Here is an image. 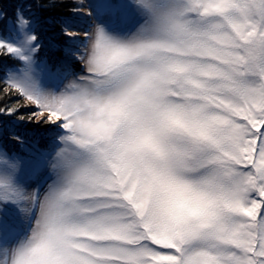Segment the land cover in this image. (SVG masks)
<instances>
[{"label": "snow or ice", "instance_id": "1", "mask_svg": "<svg viewBox=\"0 0 264 264\" xmlns=\"http://www.w3.org/2000/svg\"><path fill=\"white\" fill-rule=\"evenodd\" d=\"M88 7L59 64L19 11L0 37V113L56 129L0 155V264H264V0Z\"/></svg>", "mask_w": 264, "mask_h": 264}, {"label": "trees", "instance_id": "2", "mask_svg": "<svg viewBox=\"0 0 264 264\" xmlns=\"http://www.w3.org/2000/svg\"><path fill=\"white\" fill-rule=\"evenodd\" d=\"M23 2L29 4V9L24 12L26 18L33 19V24L38 25L36 31L41 32L38 39L44 41V52L50 49L53 57H60L65 51L68 38L64 31H69L73 27L72 23H75L77 0H0V11L7 18H14L21 11ZM16 65L11 57H0V110L19 108L22 104V98L7 88L4 79L7 72ZM31 113L32 110L27 108H20L15 115L0 113L1 131L4 132L2 142L6 141L7 144L8 135H11L21 137L22 141L26 139L42 143L44 136L49 135V131L45 130L46 125L19 119L20 116L27 117ZM38 132L42 133L39 135Z\"/></svg>", "mask_w": 264, "mask_h": 264}, {"label": "rangeland", "instance_id": "3", "mask_svg": "<svg viewBox=\"0 0 264 264\" xmlns=\"http://www.w3.org/2000/svg\"><path fill=\"white\" fill-rule=\"evenodd\" d=\"M92 2V0H77V9L75 10V23L73 24V27H71V29L69 30V32H72L74 34H78L80 39H75V40H69V38H67V42H66V47L65 49L69 46L72 45L74 48H76V46H79L76 50L80 53L83 54V49L85 46V43H87L89 45V47L91 46V41L89 42H84L83 41V33L85 31H92L94 30V24H93V19L94 18H89L85 13H87L89 11V4ZM29 4H25L24 2L21 4V11H19L22 15L25 16V11H27ZM19 7V8H20ZM24 13V14H23ZM15 18V17H14ZM14 18H10V17H5L4 13L2 11H0V37H7L10 35L11 32V22L14 20ZM27 19V18H26ZM30 19V18H29ZM32 21V25L33 28L35 29V32L38 36V38L41 36V32L36 31V27L38 26L37 23L33 24V19H30ZM67 37V36H66ZM39 42L41 44V49L38 53V59L41 60H46L51 64H59L60 62L64 61L66 59L65 57V51L64 53L61 54L60 57L54 56L53 57V53L52 50H45L44 52V41L39 39ZM44 53V54H43ZM82 63L81 61H72L71 62V68L74 72L76 73H81L82 71ZM14 64H17L16 61H14ZM17 66V65H16ZM14 66V67H16ZM13 67V68H14ZM12 68V69H13ZM10 71V70H9ZM8 71V72H9ZM7 72V73H8ZM7 75L4 76V79L6 81ZM20 97V96H19ZM22 98V97H21ZM26 103V101L22 98V104ZM32 110V112L37 111L36 107L34 105H29L28 107H24ZM32 114V113H31ZM30 114V115H31ZM46 125V129L49 131V135H45L44 136V141H42V143L39 142L41 147L47 146L52 139L56 136V129L54 126L49 125V124H45ZM42 132H38V134L40 135ZM2 134V135H1ZM1 137H4V132L1 131V126H0V155L2 154H7L9 157L12 156V154H16L18 157L20 158H26L28 155V149L37 141H32V140H23V143L18 142L15 137L16 136H11L8 135V140H7V144L6 141L2 142ZM30 187L32 188H41V190H43L44 187H46L45 184V178L41 177L38 180L35 181H30ZM19 226L21 229H23L25 227V225L23 224V221H19Z\"/></svg>", "mask_w": 264, "mask_h": 264}]
</instances>
